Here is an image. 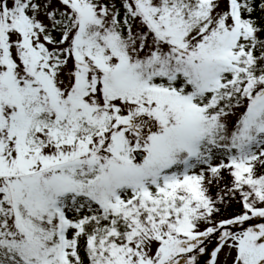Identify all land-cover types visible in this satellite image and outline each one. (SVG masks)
I'll use <instances>...</instances> for the list:
<instances>
[{"label": "snow or ice", "instance_id": "6c2138e0", "mask_svg": "<svg viewBox=\"0 0 264 264\" xmlns=\"http://www.w3.org/2000/svg\"><path fill=\"white\" fill-rule=\"evenodd\" d=\"M0 264H264V0H0Z\"/></svg>", "mask_w": 264, "mask_h": 264}]
</instances>
